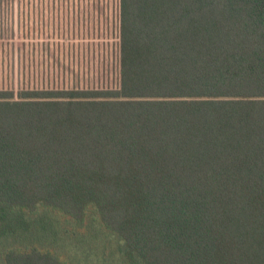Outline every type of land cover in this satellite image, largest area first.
Wrapping results in <instances>:
<instances>
[{"label":"trees","instance_id":"1","mask_svg":"<svg viewBox=\"0 0 264 264\" xmlns=\"http://www.w3.org/2000/svg\"><path fill=\"white\" fill-rule=\"evenodd\" d=\"M119 22L118 87L0 88L3 264H65L41 207L93 209L142 264H264V0Z\"/></svg>","mask_w":264,"mask_h":264},{"label":"rangeland","instance_id":"2","mask_svg":"<svg viewBox=\"0 0 264 264\" xmlns=\"http://www.w3.org/2000/svg\"><path fill=\"white\" fill-rule=\"evenodd\" d=\"M119 15L120 0H0V88L118 87ZM40 216L56 235L35 244L65 264H142L93 209L78 223L45 207ZM11 247L26 246L0 240V264Z\"/></svg>","mask_w":264,"mask_h":264}]
</instances>
